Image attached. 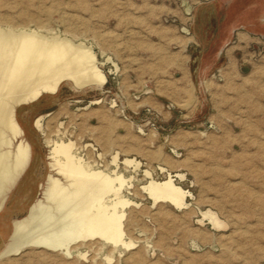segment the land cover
Instances as JSON below:
<instances>
[{"label":"rangeland","instance_id":"1","mask_svg":"<svg viewBox=\"0 0 264 264\" xmlns=\"http://www.w3.org/2000/svg\"><path fill=\"white\" fill-rule=\"evenodd\" d=\"M0 21L83 41L107 78L78 91L64 82L15 107L13 147L23 140L30 155L0 198V251L55 174L45 137L59 127L102 166L119 153V171L134 176L122 224L136 244H93L81 258L28 249L0 264H264V0H0ZM126 157L140 162L135 173ZM143 170L172 175L188 206L154 203ZM207 209L222 229L199 222Z\"/></svg>","mask_w":264,"mask_h":264},{"label":"bare ground","instance_id":"2","mask_svg":"<svg viewBox=\"0 0 264 264\" xmlns=\"http://www.w3.org/2000/svg\"><path fill=\"white\" fill-rule=\"evenodd\" d=\"M189 11L186 8V12ZM16 26H0V198L30 155L29 144L23 140L13 147V141L22 134L15 107L36 102L43 94L57 93L64 82L78 91L101 88L107 81L95 53L83 41L75 42L56 32L43 34L28 25ZM106 61H111L117 69L109 56ZM34 126L44 130L40 118L35 120ZM59 128L55 135L45 137L48 165L55 174L47 175L42 197L28 207L24 216L11 223V232L0 251V261L14 259L28 249L46 252L50 259L55 253L65 258H81L93 244H98L99 250L110 244L115 251L119 246L129 248L135 244L126 239L122 224L126 214L124 207L132 203L122 191L133 185L134 176L126 178L119 171V153L102 166L83 153L86 146L77 139L67 138ZM122 163L134 173L140 168L136 158L126 157ZM143 172L148 181L142 189L154 203L168 201L177 209L188 206L189 191L175 184L169 172L163 180L154 179L149 171ZM183 174L177 176L183 178ZM200 214L201 224L207 219L216 229L225 226L210 209Z\"/></svg>","mask_w":264,"mask_h":264},{"label":"crops","instance_id":"3","mask_svg":"<svg viewBox=\"0 0 264 264\" xmlns=\"http://www.w3.org/2000/svg\"><path fill=\"white\" fill-rule=\"evenodd\" d=\"M188 13V12H187ZM21 193H20V191L18 190H16L12 195H11V197H10V201L12 202V205L14 204V205H20L19 204V201L21 200L20 198H21V195H20ZM33 201V199H30L29 201H28V204L26 205V207H22L21 209H19L20 210V212H23V213H25L26 212V210L28 209V207L31 205V202ZM24 209V210H23ZM13 215H14V217H19V215L21 214H14V212L12 213ZM12 221V220H11ZM12 223V222H11ZM10 232H11V230H10ZM10 232H9V234H10ZM9 234H8V236H9ZM8 236H7V238H8ZM6 238V239H7Z\"/></svg>","mask_w":264,"mask_h":264}]
</instances>
